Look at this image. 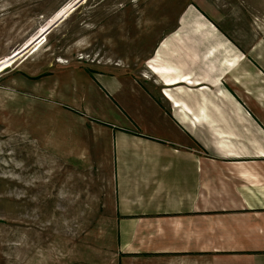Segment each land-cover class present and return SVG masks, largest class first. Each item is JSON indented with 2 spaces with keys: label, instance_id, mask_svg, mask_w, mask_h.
<instances>
[{
  "label": "rangeland",
  "instance_id": "374dc122",
  "mask_svg": "<svg viewBox=\"0 0 264 264\" xmlns=\"http://www.w3.org/2000/svg\"><path fill=\"white\" fill-rule=\"evenodd\" d=\"M262 40L264 0H0V264L109 253L113 155L121 138L169 139L168 80L206 97L188 149H257L264 79L227 64Z\"/></svg>",
  "mask_w": 264,
  "mask_h": 264
},
{
  "label": "crops",
  "instance_id": "0c3cea01",
  "mask_svg": "<svg viewBox=\"0 0 264 264\" xmlns=\"http://www.w3.org/2000/svg\"><path fill=\"white\" fill-rule=\"evenodd\" d=\"M243 57L247 64L234 55L229 70L247 76L257 71L264 79V40ZM178 79L166 82L173 89L166 91L173 107L169 139L118 141L111 248L92 264H264V113L248 120V135L257 143L250 154H198L188 145L190 137L201 144L198 127L208 124L196 109L205 108L206 97L190 93L188 76ZM100 84L120 87L114 79ZM145 145L153 150L145 152Z\"/></svg>",
  "mask_w": 264,
  "mask_h": 264
},
{
  "label": "water",
  "instance_id": "95a60500",
  "mask_svg": "<svg viewBox=\"0 0 264 264\" xmlns=\"http://www.w3.org/2000/svg\"><path fill=\"white\" fill-rule=\"evenodd\" d=\"M62 18H63V17H62ZM59 20H60V19H59ZM59 20H58V21H59Z\"/></svg>",
  "mask_w": 264,
  "mask_h": 264
}]
</instances>
